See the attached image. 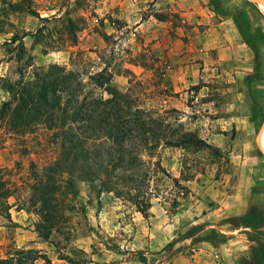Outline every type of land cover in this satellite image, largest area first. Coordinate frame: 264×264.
<instances>
[{
  "label": "rangeland",
  "instance_id": "1",
  "mask_svg": "<svg viewBox=\"0 0 264 264\" xmlns=\"http://www.w3.org/2000/svg\"><path fill=\"white\" fill-rule=\"evenodd\" d=\"M18 1L0 0V7ZM155 1L86 0L78 7L74 0H28L38 17L13 13L0 33V106L8 99L6 81L30 79L49 65L71 71L87 88L89 78L106 68L111 88L127 92L132 104L194 131L219 154L162 146L153 157L143 155L144 161L158 160L163 168L152 177L151 207L145 218L129 199L105 192L97 197L89 184H80L69 223L44 240L34 231L38 217L30 187L33 171L57 155L53 131L39 125L33 133L20 135L0 119V168L10 170L7 177L13 189L12 196L0 202L10 206L9 218L0 213L1 258L15 249H32L41 254L33 264H160L169 262L174 253L192 261L196 252H205V264H249V246L214 227L203 231L200 224H191V218L196 207L205 212L222 205L226 210L255 197L264 199V156L256 144L264 116L249 96L250 88L264 114L261 3L230 0L234 13H228V21L238 23L247 52L253 51L246 66L226 61L228 47L220 37L227 33L226 27L209 19L200 24L183 22L179 13L156 11ZM205 4L212 10L216 1ZM158 14L168 20L160 22ZM67 16L77 25L73 45L64 39ZM37 28L41 32L36 33ZM15 35L18 39L13 41ZM92 94L107 96L102 89H93ZM238 109L246 114L236 115ZM248 138L254 155L251 165L245 166L240 161H244L242 143ZM20 146L28 153L19 156ZM252 166L254 187L234 186L236 176L246 177ZM230 192L233 195L227 197ZM176 218L178 228L172 226ZM204 243L207 247L201 246Z\"/></svg>",
  "mask_w": 264,
  "mask_h": 264
},
{
  "label": "trees",
  "instance_id": "2",
  "mask_svg": "<svg viewBox=\"0 0 264 264\" xmlns=\"http://www.w3.org/2000/svg\"><path fill=\"white\" fill-rule=\"evenodd\" d=\"M84 1L74 0V5L79 7ZM17 12L38 17L28 0L8 3L7 8L0 7V33L9 23V15ZM76 32L75 21L67 16L63 33L68 45L76 43ZM17 39L16 35L12 38ZM110 77L102 68L89 78L87 88L72 77L71 71L65 72L64 67L53 64L35 72L30 79L5 83L8 99L0 106V119L8 129L24 135L46 125L55 137L57 155L49 164L33 171L30 187V199L38 217L34 231L44 240L62 232L69 223L80 184H89L97 197L105 192L129 199L134 210L145 218L151 207L152 177L163 168L158 160L144 161L143 155L153 157L162 146L193 152L209 149L219 154L217 147L194 131L166 121L156 111L132 104L127 92L111 88ZM93 89H102L107 96H94ZM249 96L255 110L264 116L250 88ZM18 153L23 156L28 150L20 146ZM9 172L0 168V202L13 194ZM9 209V205L0 204V213L6 218L10 217ZM228 222L234 228L244 229L249 264H264V206L250 201L244 214L231 217ZM40 255L38 250L15 249L7 257H0V264H33Z\"/></svg>",
  "mask_w": 264,
  "mask_h": 264
},
{
  "label": "crops",
  "instance_id": "3",
  "mask_svg": "<svg viewBox=\"0 0 264 264\" xmlns=\"http://www.w3.org/2000/svg\"><path fill=\"white\" fill-rule=\"evenodd\" d=\"M208 0H156L155 4L157 7L156 11H168V13H179L182 16V21H186L187 23H198L204 22V19L212 20L214 24L220 27V25H223V27H226V34L220 35L225 45L228 47V54L229 57L226 58V61L228 63L232 62L233 65H239L244 64L247 66L248 59L253 55V51L246 50V46L242 41V36L238 29V23L236 25L234 23H231L228 21V13L231 11L233 14L234 11L231 7L230 0H215L216 4L214 6H211L212 10L209 9V7L205 4ZM264 2V0H262ZM259 9V7L257 8ZM259 11H261L259 9ZM224 14H222V13ZM252 13L253 10H251ZM161 13V12H160ZM254 15V14H253ZM226 19H224V18ZM211 18V19H210ZM220 18V19H219ZM255 19V18H254ZM158 20L160 22H165L168 20L167 18H163L161 14H158ZM163 20V21H162ZM225 23V24H223ZM226 25V26H225ZM251 52V53H250ZM259 52V50H257ZM248 109H251L250 106L247 107ZM236 110V115L241 116L245 115L244 112H239ZM232 116H235L233 114ZM231 116V119L233 117ZM236 116V120H239V117ZM253 142L249 141V138L246 139L242 143V148L244 149V161H240L242 165L250 166L251 162L249 158L254 155L253 154ZM260 146L264 151V142L262 139V134L260 136ZM236 148V147H235ZM253 157V156H252ZM246 159V160H245ZM254 163V162H253ZM254 165V164H252ZM264 169V166H262V170ZM260 171V169H259ZM254 167L252 166L251 170H249L246 177H242L237 175L235 185L245 184L247 188H253L254 184L256 183V179H254ZM233 194L232 192L229 193V196L231 197ZM247 196V194L242 195ZM252 201L258 202L260 205L264 206V199L263 198H254ZM249 203H244V205L240 206H234L230 207L226 210L222 208V205L216 206L214 208H206L205 212H202L201 210H198V207H196V210H194V215L191 218V224H200L203 231H206L209 228H216L221 233L230 234L232 236L231 238L236 240L237 242H241L244 244V246L248 247V241L246 239V235L243 228H229L232 226H229V222L225 220V217L228 216H237L244 214L248 209ZM136 212V211H135ZM138 213V212H137ZM140 215V213H138ZM193 215V214H192ZM138 217V216H137ZM142 217V215H141ZM176 224V226H175ZM172 226L175 228H178L179 223L176 218V220H173ZM226 227V228H224ZM225 229V230H224ZM234 231H236L235 234ZM174 235V233H173ZM207 243L202 244V247H207ZM198 251H201L198 249ZM243 255V252H242ZM206 254L205 252H196V254L192 255L193 259L198 258L199 261H201V264H205L207 261V257L205 258ZM183 259V260H182ZM194 259V260H195ZM194 260L191 261V259H187L179 255L178 253H174L167 263H160V264H194ZM52 264H54V261H52ZM133 264H144L143 262H133Z\"/></svg>",
  "mask_w": 264,
  "mask_h": 264
},
{
  "label": "water",
  "instance_id": "4",
  "mask_svg": "<svg viewBox=\"0 0 264 264\" xmlns=\"http://www.w3.org/2000/svg\"><path fill=\"white\" fill-rule=\"evenodd\" d=\"M248 1H249V2H252L253 4H256V1H255V0H248ZM260 12H261V15H262L263 18H264V11H260ZM263 128H264V122H263L262 127L260 128V130H259L257 136H256V144H257V148H258V150H259L260 153L264 156V151H263V149H262L261 146H260V136H261V134H262Z\"/></svg>",
  "mask_w": 264,
  "mask_h": 264
},
{
  "label": "bare ground",
  "instance_id": "5",
  "mask_svg": "<svg viewBox=\"0 0 264 264\" xmlns=\"http://www.w3.org/2000/svg\"><path fill=\"white\" fill-rule=\"evenodd\" d=\"M259 1L261 3L260 8L263 11L264 10V4H263V2L261 0H259ZM262 139H263V142H264V128H263V131H262Z\"/></svg>",
  "mask_w": 264,
  "mask_h": 264
}]
</instances>
